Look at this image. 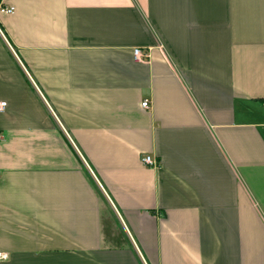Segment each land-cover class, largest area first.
Masks as SVG:
<instances>
[{
	"label": "crops",
	"instance_id": "obj_1",
	"mask_svg": "<svg viewBox=\"0 0 264 264\" xmlns=\"http://www.w3.org/2000/svg\"><path fill=\"white\" fill-rule=\"evenodd\" d=\"M1 4L0 264H264V0Z\"/></svg>",
	"mask_w": 264,
	"mask_h": 264
},
{
	"label": "built area",
	"instance_id": "obj_2",
	"mask_svg": "<svg viewBox=\"0 0 264 264\" xmlns=\"http://www.w3.org/2000/svg\"><path fill=\"white\" fill-rule=\"evenodd\" d=\"M15 11V7L14 6H11V5H0V12H7V13H12ZM133 56L135 59H138V60H143L145 59L144 58V52H143V49L142 48H139V47H136L134 49V53H133ZM142 106L144 108H149L150 107V101L148 99H144L142 100ZM263 105H264V102H263ZM8 108V103L6 100H2L0 99V112H4L6 111V109ZM3 138V134L0 133V139ZM142 161L145 165L147 166H154V165H157L158 164V161L155 157H153L152 155H143L142 157ZM8 258V253L4 252V251H1L0 250V260L2 259H6Z\"/></svg>",
	"mask_w": 264,
	"mask_h": 264
}]
</instances>
